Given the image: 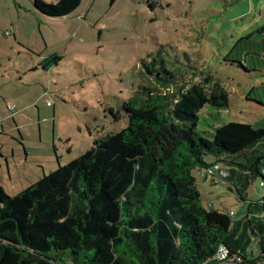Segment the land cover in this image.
I'll return each instance as SVG.
<instances>
[{
  "label": "trees",
  "instance_id": "1",
  "mask_svg": "<svg viewBox=\"0 0 264 264\" xmlns=\"http://www.w3.org/2000/svg\"><path fill=\"white\" fill-rule=\"evenodd\" d=\"M80 2L33 0V6L62 19ZM59 60L53 54L40 66ZM223 60L258 72L264 24L239 38ZM143 67L149 86L121 107L127 128L95 140L12 197L0 186V264H214L221 248L242 264H264V195L249 201L246 192L257 178L264 184V121L230 122L206 139L197 131L201 112L227 109V91L202 72ZM253 90L246 100L264 107V88L257 97ZM216 164L226 176L212 181L233 187L244 206L239 221L201 203L193 171Z\"/></svg>",
  "mask_w": 264,
  "mask_h": 264
},
{
  "label": "rangeland",
  "instance_id": "2",
  "mask_svg": "<svg viewBox=\"0 0 264 264\" xmlns=\"http://www.w3.org/2000/svg\"><path fill=\"white\" fill-rule=\"evenodd\" d=\"M263 24L264 0H81L62 19L41 15L33 0H0V186L12 197L95 140L127 128L121 107L149 86L145 64L159 73L161 66L202 72L227 91V109L201 112L197 131L204 138L230 122L259 125L264 107L246 95L252 89L254 97L262 95V62L246 74L223 58ZM53 54L60 60L42 70ZM193 176L203 206L241 219L244 207L233 187L202 182L197 170ZM246 192L257 201L264 188L257 178Z\"/></svg>",
  "mask_w": 264,
  "mask_h": 264
},
{
  "label": "built area",
  "instance_id": "3",
  "mask_svg": "<svg viewBox=\"0 0 264 264\" xmlns=\"http://www.w3.org/2000/svg\"><path fill=\"white\" fill-rule=\"evenodd\" d=\"M47 105H49V103H47ZM213 176L224 178L226 176V172L218 164H216L200 173V177L202 179L204 178L206 181L208 179L212 180ZM259 186L263 188L264 184L259 183ZM214 264H242V261L238 258L229 259L228 251L224 248H221L214 257Z\"/></svg>",
  "mask_w": 264,
  "mask_h": 264
},
{
  "label": "crops",
  "instance_id": "4",
  "mask_svg": "<svg viewBox=\"0 0 264 264\" xmlns=\"http://www.w3.org/2000/svg\"><path fill=\"white\" fill-rule=\"evenodd\" d=\"M199 173V175H200V172H198ZM201 178V177H200ZM206 180H202V182H205ZM244 207V206H243Z\"/></svg>",
  "mask_w": 264,
  "mask_h": 264
}]
</instances>
